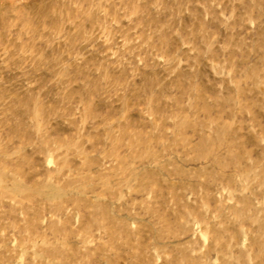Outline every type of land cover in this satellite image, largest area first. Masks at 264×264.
I'll use <instances>...</instances> for the list:
<instances>
[{
	"label": "rangeland",
	"instance_id": "374dc122",
	"mask_svg": "<svg viewBox=\"0 0 264 264\" xmlns=\"http://www.w3.org/2000/svg\"><path fill=\"white\" fill-rule=\"evenodd\" d=\"M0 264H264V0H0Z\"/></svg>",
	"mask_w": 264,
	"mask_h": 264
}]
</instances>
